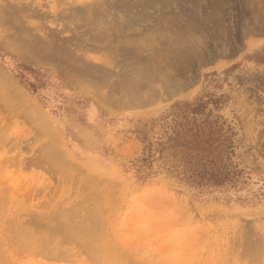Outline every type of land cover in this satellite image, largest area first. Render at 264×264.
Segmentation results:
<instances>
[{"label": "rangeland", "instance_id": "rangeland-1", "mask_svg": "<svg viewBox=\"0 0 264 264\" xmlns=\"http://www.w3.org/2000/svg\"><path fill=\"white\" fill-rule=\"evenodd\" d=\"M0 264H264V0H0Z\"/></svg>", "mask_w": 264, "mask_h": 264}, {"label": "trees", "instance_id": "trees-1", "mask_svg": "<svg viewBox=\"0 0 264 264\" xmlns=\"http://www.w3.org/2000/svg\"><path fill=\"white\" fill-rule=\"evenodd\" d=\"M167 139H168V141H172V140H173L172 138H167ZM171 146L174 147V145H170L169 147H171ZM169 147H168V148H169ZM173 147H172V148H173ZM186 151H187V150H186ZM185 153H186V152H185ZM184 172H185V171H184ZM215 182H216V181H215Z\"/></svg>", "mask_w": 264, "mask_h": 264}, {"label": "bare ground", "instance_id": "bare-ground-1", "mask_svg": "<svg viewBox=\"0 0 264 264\" xmlns=\"http://www.w3.org/2000/svg\"><path fill=\"white\" fill-rule=\"evenodd\" d=\"M54 147V146H53Z\"/></svg>", "mask_w": 264, "mask_h": 264}]
</instances>
